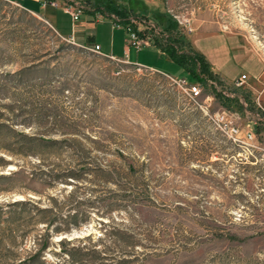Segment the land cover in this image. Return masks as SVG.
<instances>
[{
	"label": "rangeland",
	"instance_id": "obj_1",
	"mask_svg": "<svg viewBox=\"0 0 264 264\" xmlns=\"http://www.w3.org/2000/svg\"><path fill=\"white\" fill-rule=\"evenodd\" d=\"M73 1L118 16L115 0ZM161 6L153 26H136L182 40L175 46L190 54H202L189 44L197 30L221 35L232 44L225 67L238 74L220 75L202 54L217 77L198 82L151 44L131 48V58L172 76L110 58L61 37L42 15L0 0V155L7 161H0V264H78L65 253L72 246L103 250L100 260L89 251L88 264H264V0ZM59 14L72 31L69 15ZM109 19L97 26L101 43L109 42ZM240 74L246 78L236 86ZM180 76L200 87L197 101L206 108L190 100ZM225 121L255 139L234 141L220 129ZM20 133L62 141L33 147L40 158L6 153L26 146ZM84 162V179L52 177ZM24 196L50 207L52 226L62 229L50 231L42 252L34 239L45 225L34 222L33 210L11 206ZM131 244V260L122 263L121 250Z\"/></svg>",
	"mask_w": 264,
	"mask_h": 264
},
{
	"label": "crops",
	"instance_id": "obj_2",
	"mask_svg": "<svg viewBox=\"0 0 264 264\" xmlns=\"http://www.w3.org/2000/svg\"><path fill=\"white\" fill-rule=\"evenodd\" d=\"M11 1L18 3L21 7L28 10L32 14L42 15L53 26L55 31L63 38L72 40V42L79 44L81 46H84V47L86 46L91 47L97 44L99 45L100 52L102 54H105L107 56H113V58L115 59L123 60L125 62L136 64L139 66H144L149 69H153L158 72H162V73L170 75L169 73H167V71L163 70L162 68H159L155 65H151L144 61H141L140 59H138L137 56L134 58H131L130 50L134 46L128 45V32L126 30V25L130 23L129 19L133 16L136 17L137 15H135L134 13H138V12H140V15H145L147 17L148 16L153 17L154 19L153 21L148 19L147 22L151 25L152 23L155 24L156 23L155 21L161 15L160 14L162 11L161 3L163 0H133L135 2H138V4L141 5V7L140 8L137 7L136 10H134V7H131L130 4H128L129 3L127 2L128 0H115V1L114 0H103L106 2L114 1L115 5H117L115 7L119 9V13L118 14L115 13V14L118 15L117 17L119 19V26L113 25L115 16L112 15L113 13L111 12V10L108 9L109 10V13H108L106 11H102L98 9L96 10V8L94 9L93 7L91 8L90 11H84V13L81 15L80 22L77 23L75 27L72 26L73 28H72V31L70 32L66 31L63 27H61L59 23L60 22L59 17L61 16V14H59V11L61 10L63 11V13H66L63 10V5L68 0H55L58 3L57 6H54L51 4H46L44 6L41 5L39 10H33V9H30L24 6V3H23L24 0H11ZM34 1L40 2V0H34ZM129 1H132V0H129ZM145 3L152 5L153 10L150 9L148 11L149 8L147 7V4ZM107 17L110 18L109 22H110V27H111V30L109 33L108 44L105 42L101 43L97 37V35L99 34L97 32L98 31L97 26L99 22H101L100 20L102 18L107 19ZM136 25L137 23L133 24L135 28L142 31L140 32V35H148V34L151 35L149 31L141 30L143 26H136ZM76 27L77 29H75ZM119 34L122 36L120 43H118L117 37H116V36H119ZM155 38H157V36H154L152 40ZM225 42H226V39L223 36L217 35L216 33L209 32L208 30L207 31L197 30L192 35V37L189 38V44L191 45V47L195 49L196 51H199L206 57L208 62L211 64V68L213 71L219 73L220 75L231 77L237 72L232 74L229 71H227L225 67L227 62L230 61L229 59H231V56H232L231 54L232 50H230L229 49L230 46H228V44L231 46L232 44L231 42H228V43H225ZM150 44L155 45L157 47V45L155 43L153 44V42L152 43L149 42L147 45H150ZM134 49L136 50V48ZM159 52L161 55H166L160 49H159ZM236 56L237 55H235V57Z\"/></svg>",
	"mask_w": 264,
	"mask_h": 264
},
{
	"label": "trees",
	"instance_id": "obj_3",
	"mask_svg": "<svg viewBox=\"0 0 264 264\" xmlns=\"http://www.w3.org/2000/svg\"><path fill=\"white\" fill-rule=\"evenodd\" d=\"M92 1V0H91ZM94 2V1H93ZM102 0H95V3H100ZM114 11L116 14L119 13V9L114 8ZM173 27L171 25H167L166 28ZM174 39V40H173ZM173 39H165L161 40L159 37L153 39L154 43L159 47V49L164 52L169 58H171L173 61H175L177 64L181 65L190 75L192 78L197 80L198 82H205V80L208 77L214 78L217 77L214 72L209 68L204 56L202 54L198 53H187L184 51H179V49L175 46V43H181L182 40H179L177 38ZM247 95H244V98L246 99ZM24 139V145L22 148H19V150H13L11 148H4L6 153H9L10 155H15L17 151L22 154H32L40 158V155L37 151L32 150L33 147H50L55 144L60 143L62 140L56 139V138H40L32 135H28L25 133L19 134ZM26 147V148H25ZM30 149V150H29ZM0 161L1 164H6L7 161L2 158L0 155ZM128 170L132 171L133 166L131 164L128 165ZM44 171V170H42ZM90 173V168L87 166V163L84 162L82 164V167L79 168V170H75L74 168H68L67 170H64L60 173L52 174V177L54 179H59V181H69L67 178H71L74 181L79 179H84L85 176H87ZM11 206H13L15 209H19L20 211H28L31 212L32 210L35 212L32 216L34 219V222L36 223H43L45 226V232L40 234L37 238L34 239V244L38 247V252H42V250L46 249L49 246V238L51 237L50 231L54 233L61 232L62 229L59 226H52L54 224L55 218H51V216H48V213H51L52 210L48 206H41L39 204V199L34 200L30 197L24 196L23 198L16 199L13 202H11ZM55 213H52L50 215H54ZM70 218H72L70 216ZM75 223V221H74ZM51 229V230H50ZM128 237H130L128 235ZM66 242L64 238L60 239L58 244H63ZM133 244H131L129 247L123 248L122 254L124 255L123 258L120 260L122 263H128L131 260L130 253L132 252ZM141 247H144L141 245ZM94 254L99 260L105 259V254L102 255L103 250H100L98 248H92L90 250H87V248L83 246H72L68 250H66V255L70 258V261L72 263H78V264H88L86 258L84 256L88 255L90 252ZM108 263V262H107ZM96 264H105V262H98Z\"/></svg>",
	"mask_w": 264,
	"mask_h": 264
},
{
	"label": "built area",
	"instance_id": "obj_4",
	"mask_svg": "<svg viewBox=\"0 0 264 264\" xmlns=\"http://www.w3.org/2000/svg\"><path fill=\"white\" fill-rule=\"evenodd\" d=\"M7 1L13 2L11 0H7ZM40 3L42 6L46 4H51L54 6L58 5V3L55 0H40ZM84 8L85 7L80 2L78 3L77 1H73V0H68L63 5V10L70 16L73 27H75L76 24L80 22L81 15L84 12ZM129 21L130 23L126 25V30L128 32V45H132L138 49L141 46H145L146 44H148V41L152 40V38L155 36L152 33L151 35L150 34L140 35V30H138L137 28L133 26V24L135 23H145L146 25H151L147 21L144 22V20H142L138 16L131 17ZM113 25L119 26V19L117 17L114 18ZM183 25L188 28V31L192 30V28L189 26L190 22L188 20L183 22ZM86 48L92 50L95 53L102 54L100 52V47L97 44L91 47L86 46ZM102 55L107 56L105 54H102ZM107 57L113 58V56H107ZM245 78H246V74H240L237 78H235L234 84L236 86H240L243 83ZM177 82L184 86L188 96L190 97V100H192L196 104L198 103L200 108H206L205 105L199 104V102L197 101L198 97L201 95V89L198 85L188 82L184 77L178 78ZM217 121L220 122L221 118H217ZM222 125L223 126H220L219 124L220 129L223 130L225 134L228 137L232 138L234 141H253L255 139V134L251 130H247L243 136H240L239 135L240 129L237 126L227 121H225Z\"/></svg>",
	"mask_w": 264,
	"mask_h": 264
}]
</instances>
